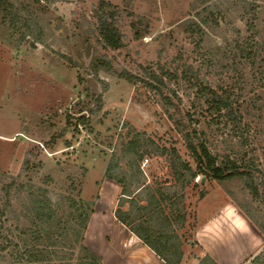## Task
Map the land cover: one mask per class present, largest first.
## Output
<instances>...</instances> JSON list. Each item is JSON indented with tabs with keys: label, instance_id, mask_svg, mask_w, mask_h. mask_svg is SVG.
Segmentation results:
<instances>
[{
	"label": "rangeland",
	"instance_id": "rangeland-1",
	"mask_svg": "<svg viewBox=\"0 0 264 264\" xmlns=\"http://www.w3.org/2000/svg\"><path fill=\"white\" fill-rule=\"evenodd\" d=\"M18 1L30 6L45 34L43 43L34 42V45L33 39L21 43L19 36L0 27V175H4L0 189L20 176L29 163L25 181L40 186L44 178L51 176L56 182L52 191L58 193L70 185V179H74L78 188L86 175L82 197L89 202L97 201L107 166L122 143L120 137L129 138L135 132L145 134L161 147L175 146L181 157L196 168L159 98L140 83L132 84L118 76L115 70L142 76L143 67L159 62L169 64L180 54L192 63L193 38L186 25L206 7L201 0ZM102 1L123 11L119 21L124 38L121 50L107 49L86 34L91 25L94 27V11ZM210 1L209 5L229 6L228 0ZM256 3L255 23L262 43L264 0ZM233 16L228 22L221 21L217 34L208 35L207 47L223 45L225 38L235 37L234 25L245 37L252 34L247 32L245 21L230 20ZM134 24L141 32L138 37ZM99 60L109 61L112 72L100 69L96 73L93 66ZM249 83H253L250 76ZM250 85L246 93H250ZM258 91V94L263 92ZM184 105L190 108L188 101ZM81 117L86 120H79ZM257 124L252 126L253 130L262 127L257 141L244 148L232 127L208 128L214 152L222 155L241 152V158L248 153L244 162L262 170V196L254 200L240 179L221 183L202 176L185 192H180L187 220L179 232L185 254L182 264H201L207 255L216 264H250L251 257L264 248L263 237L246 218L248 225L241 218L239 221L229 218L241 213V208L260 224L264 221V123ZM145 159L149 163L143 168ZM145 159L141 169L147 184L160 183L162 188L180 191L167 157ZM165 181L170 185H164ZM54 198L56 201L55 195ZM119 199L112 202L114 216ZM18 201L15 204L19 206ZM226 219L232 222L227 223ZM104 235L92 232L89 237L99 239ZM246 238L249 240L245 244Z\"/></svg>",
	"mask_w": 264,
	"mask_h": 264
},
{
	"label": "trees",
	"instance_id": "trees-1",
	"mask_svg": "<svg viewBox=\"0 0 264 264\" xmlns=\"http://www.w3.org/2000/svg\"><path fill=\"white\" fill-rule=\"evenodd\" d=\"M210 2L201 0L206 7L187 21L194 45L192 63L180 54L169 64L159 62L143 67L142 76L114 69L118 76L132 84L140 83L159 98L196 166L193 168L185 161L175 146L161 147L145 134L136 132L129 138L120 137L122 143L107 166L105 178L122 189L116 219L166 264L183 262L185 254L179 232L187 220L182 207L184 197L179 194L191 187L198 177L221 183L240 179L254 200L262 196V170L244 162L249 154L241 158V152L225 155L214 152L208 135V128L212 126L218 130L232 127L244 148L257 141L258 130L262 129L252 128L254 123H264V42L258 39L261 33L255 23L258 5L256 0H228L229 6L222 8V4L209 5ZM31 12L29 5L24 6L18 0H0V27L19 36L21 43L31 39L34 45L43 43L45 29ZM122 13L118 7L102 1L94 11V27L91 25L86 32L89 39L107 49L121 50L124 47L119 27ZM230 16H233L230 20L245 21L247 32L252 34L245 37L234 25L235 37L225 38L223 45L207 47L208 35L217 34L221 21L228 22ZM133 28L137 37L141 35L136 24ZM93 68L96 73L100 69L113 70L107 60H99ZM249 76L253 80L251 85ZM249 85L253 95L246 93ZM259 89L263 92L258 94ZM186 101L189 109L185 108ZM83 118L79 120L85 121ZM147 156L169 159L179 192L172 187L162 188L160 183L151 185L144 181L141 164ZM28 165L20 176L0 189V264H71L74 261L102 264L85 245L96 202L82 197L86 175L78 188L74 179H70L65 190L55 193L52 189H56V182L51 176L44 178L40 186L23 179L29 173ZM3 176L0 175V180ZM163 183L170 185L167 181ZM240 210L264 239V221L260 224L253 215ZM201 264L216 262L207 255ZM250 264H264V248L251 257Z\"/></svg>",
	"mask_w": 264,
	"mask_h": 264
},
{
	"label": "crops",
	"instance_id": "crops-1",
	"mask_svg": "<svg viewBox=\"0 0 264 264\" xmlns=\"http://www.w3.org/2000/svg\"><path fill=\"white\" fill-rule=\"evenodd\" d=\"M121 193L122 189L117 183L104 178L102 193L100 199L95 202V212L89 223L85 244L94 255L101 259L102 264H166L114 216L112 202H116L113 199L116 200ZM229 218L238 219V221L242 219L248 225L240 212L234 213ZM226 222L232 221L226 219ZM92 232L105 235L94 239L89 237ZM248 240L246 238L245 244ZM246 248H249L248 244Z\"/></svg>",
	"mask_w": 264,
	"mask_h": 264
},
{
	"label": "built area",
	"instance_id": "built-area-1",
	"mask_svg": "<svg viewBox=\"0 0 264 264\" xmlns=\"http://www.w3.org/2000/svg\"><path fill=\"white\" fill-rule=\"evenodd\" d=\"M149 163V159H145L144 163H143V168L146 167Z\"/></svg>",
	"mask_w": 264,
	"mask_h": 264
}]
</instances>
